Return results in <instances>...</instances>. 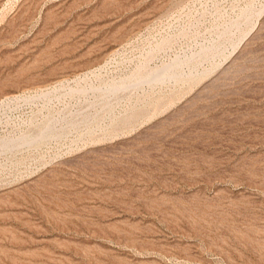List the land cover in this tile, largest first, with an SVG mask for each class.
<instances>
[{
  "label": "rangeland",
  "instance_id": "374dc122",
  "mask_svg": "<svg viewBox=\"0 0 264 264\" xmlns=\"http://www.w3.org/2000/svg\"><path fill=\"white\" fill-rule=\"evenodd\" d=\"M0 139V264H264V0H0Z\"/></svg>",
  "mask_w": 264,
  "mask_h": 264
},
{
  "label": "bare ground",
  "instance_id": "6f19581e",
  "mask_svg": "<svg viewBox=\"0 0 264 264\" xmlns=\"http://www.w3.org/2000/svg\"><path fill=\"white\" fill-rule=\"evenodd\" d=\"M176 72V68H171L167 70H163L162 72L155 73L154 70L148 72V73H142L140 70H136L131 76H128L126 78L120 79V80H113L112 82H106L101 80L99 87H91L90 89H93V91H100L102 93L101 96H104L105 98H108L110 96L116 95L119 91L121 90H128L129 87H131L133 84L136 83H142V82H147V83H152L154 81L162 79L166 73L168 72ZM87 89V88H86ZM80 90V89H79ZM76 91V90H75ZM74 91V92H75ZM78 91V90H77ZM84 91V89H83ZM88 91V90H87ZM90 91V90H89ZM86 92V91H84ZM107 95V96H105ZM47 121V120H46ZM44 123V121H43ZM48 124L47 123L40 131L38 134L32 137H28L27 135L23 136V140L26 139H34V142H40L43 141L45 138V135L47 134L48 131ZM30 133H28L29 135ZM1 140V139H0ZM4 142V141H3ZM18 142L17 140H12L10 143H16Z\"/></svg>",
  "mask_w": 264,
  "mask_h": 264
}]
</instances>
